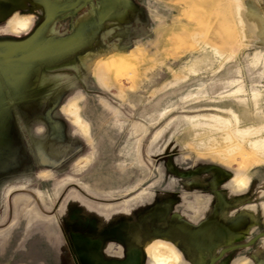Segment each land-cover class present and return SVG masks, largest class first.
I'll return each instance as SVG.
<instances>
[{"label": "rangeland", "instance_id": "obj_1", "mask_svg": "<svg viewBox=\"0 0 264 264\" xmlns=\"http://www.w3.org/2000/svg\"><path fill=\"white\" fill-rule=\"evenodd\" d=\"M39 1L0 41L83 45L0 61V264H264V0Z\"/></svg>", "mask_w": 264, "mask_h": 264}, {"label": "flooded vegetation", "instance_id": "obj_2", "mask_svg": "<svg viewBox=\"0 0 264 264\" xmlns=\"http://www.w3.org/2000/svg\"><path fill=\"white\" fill-rule=\"evenodd\" d=\"M91 1L92 0H87L86 4L88 5L89 3H91ZM39 2H40L39 0L31 1L29 3L28 0H14L15 4H11L0 0V24L8 22L12 20L14 17L28 12V7L30 6L31 3H39ZM77 3H72V5H70L69 7L64 5L63 9L60 11L61 15L78 12L79 9L77 8ZM12 5H20V8L15 10L13 13H10V10L12 9ZM53 13L54 14L51 17H53V20H55L57 15L60 13L58 12V10L57 12L56 10L53 11ZM30 16H32V14ZM33 18H34L33 25L37 22L38 19H41L39 17H34V16ZM50 18L46 20L43 19L42 22L40 21L39 24L35 27L34 31H32V33H29V35H27L28 37H25L21 41H17L16 43H8V42L0 41V54L2 55H6L10 53L12 54V56L9 58H0V61H10L11 62L9 64L10 67L12 66L13 68L23 69L32 72L33 70H42L43 68H45L44 65L46 62L45 60L47 55H55L62 51L64 53L66 52L72 53L74 52L75 48L79 47V45L81 46L83 45L82 42L81 44H79L78 40L77 42L74 41L73 43H70L69 41L73 40L74 38L72 37V35L68 37L70 39H67L64 42L57 41L53 43H48L45 42L46 39L44 41H41V37L45 32V28L49 26L52 22ZM102 18H104L103 19L104 21L105 17L102 16ZM84 38L85 37H82V40ZM67 41L70 43V45L69 43H67ZM74 46L76 47L73 48ZM1 67L2 65L0 66V68ZM217 263L218 261L215 264Z\"/></svg>", "mask_w": 264, "mask_h": 264}, {"label": "water", "instance_id": "obj_3", "mask_svg": "<svg viewBox=\"0 0 264 264\" xmlns=\"http://www.w3.org/2000/svg\"><path fill=\"white\" fill-rule=\"evenodd\" d=\"M2 1L7 2V3H11V4H15L14 0H2ZM18 8H20V5H12V9L10 10V13H13ZM11 56H12L11 53L6 54V55L0 54V58H9ZM263 237H264V233H261L260 235H258L254 239H252L250 242L243 244V245L236 246V247H232L231 250L251 247L256 243L257 240H259L260 238H263ZM225 253H226V251H223L220 256L223 257L225 255ZM217 261H218V258H214V259H212L211 264H215Z\"/></svg>", "mask_w": 264, "mask_h": 264}, {"label": "bare ground", "instance_id": "obj_4", "mask_svg": "<svg viewBox=\"0 0 264 264\" xmlns=\"http://www.w3.org/2000/svg\"><path fill=\"white\" fill-rule=\"evenodd\" d=\"M164 255L167 256V258H170L171 256H172V258L175 257V254L173 252H170V251L165 252Z\"/></svg>", "mask_w": 264, "mask_h": 264}]
</instances>
